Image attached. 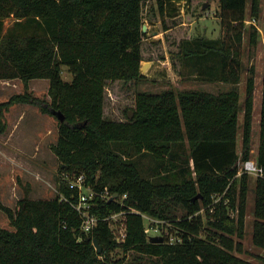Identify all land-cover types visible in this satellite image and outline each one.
Returning <instances> with one entry per match:
<instances>
[{
    "label": "trees",
    "instance_id": "16d2710c",
    "mask_svg": "<svg viewBox=\"0 0 264 264\" xmlns=\"http://www.w3.org/2000/svg\"><path fill=\"white\" fill-rule=\"evenodd\" d=\"M156 1L164 11L168 0ZM218 1L224 35L183 40L180 55L205 79L233 87L139 91L132 118L115 120L104 112L107 82L144 77L143 0H0V79L24 85L0 102V130L4 112L16 103L61 112L51 149L61 172L85 175L97 217L91 231L82 230L79 190L65 180L52 198L23 197L15 210L0 202L14 226L0 225V264H125L127 254L129 264H262L236 253L243 250L236 237L245 235L251 180L250 172L239 173V163L251 158L256 90L251 66L241 101V46L247 16H260L262 0ZM249 24L255 46L258 28ZM64 66L71 80L63 77ZM34 78L49 80L50 100L29 91ZM260 125L256 162L263 175L256 177L253 242L264 249V72ZM146 156L152 165H143ZM105 190L116 197L102 198ZM118 213L125 225L120 240L110 223ZM143 214L171 222L174 242L169 232L152 241ZM117 249L124 257L113 254Z\"/></svg>",
    "mask_w": 264,
    "mask_h": 264
},
{
    "label": "rangeland",
    "instance_id": "374dc122",
    "mask_svg": "<svg viewBox=\"0 0 264 264\" xmlns=\"http://www.w3.org/2000/svg\"><path fill=\"white\" fill-rule=\"evenodd\" d=\"M164 11L156 0H143L144 33L142 41L143 60L141 71L144 77L124 81L109 80L105 89V115L115 120H126L131 107L135 105L139 91H161L166 88L186 89L200 88L213 92L225 91L233 87L232 83L210 81L205 79L193 67L183 65L181 44L183 40L196 37L218 38L224 35L221 18L218 15V0H168ZM250 12V6L247 13ZM14 21V16L5 20L7 28ZM256 24L259 32L257 45L249 43L250 24ZM247 27L244 29L242 43L243 71L238 90L243 102L246 93V82L250 75L249 68H255L256 90L254 96V118L251 158L256 162L260 143L262 79L264 72V0L260 16L256 19L247 16ZM63 77L72 79L67 66L63 67ZM21 79H0V102L13 94L23 92ZM29 91L43 100H50L49 80L34 78L29 82ZM243 112L240 113V122ZM3 130H0V202L13 210L19 199L52 198L63 179L60 161L51 149L59 136V119L56 114L43 111L32 103H16L4 112ZM242 130L239 128L238 150H242ZM143 165H152L149 156L142 159ZM244 163L241 162V167ZM241 170V168H240ZM257 175L251 172L246 204L245 235L236 239L243 244L242 251L236 253L256 263L264 264V249L253 242L255 187ZM181 213V212H180ZM205 215V212L202 211ZM145 224H149V220ZM165 223L164 231L176 237V228L171 222ZM110 223L117 238H123L125 231L124 214L118 213L110 218ZM154 224V223H152ZM0 225L14 229L8 214L0 208ZM161 228V225H160ZM151 233L156 231L152 230ZM149 232V233H150ZM113 254L124 257V252L117 249ZM130 254L126 255L125 264H129Z\"/></svg>",
    "mask_w": 264,
    "mask_h": 264
},
{
    "label": "built area",
    "instance_id": "2783aa9c",
    "mask_svg": "<svg viewBox=\"0 0 264 264\" xmlns=\"http://www.w3.org/2000/svg\"><path fill=\"white\" fill-rule=\"evenodd\" d=\"M243 163L244 164L242 165V167H241V162L239 163V168H241V170H239V173L243 171H247L250 173L253 172L257 176L263 175V169L257 164V162L249 159L244 161ZM63 179L70 185V187L78 188L79 201L75 205V207L83 217L82 230H84L85 232L91 231L97 222V217L94 214L90 213V206H91L90 199H92L95 194L93 188L86 183V177L84 174L72 176L65 172L63 173ZM101 197L107 199V198H111L112 196L110 195L109 190H105L101 194ZM114 215H112L111 217H113ZM143 216L144 219H146L147 221L149 220V224L148 225L146 224L147 232L149 233L151 229L156 231L155 233L150 232L149 234L155 236V235H162L163 232L166 234L168 233L164 230H161L158 224L162 222H160L158 219L148 214H143ZM152 223H156L157 225H153ZM124 234L125 233H123V236ZM174 240L175 238L173 236H170V241L174 242Z\"/></svg>",
    "mask_w": 264,
    "mask_h": 264
},
{
    "label": "water",
    "instance_id": "95a60500",
    "mask_svg": "<svg viewBox=\"0 0 264 264\" xmlns=\"http://www.w3.org/2000/svg\"><path fill=\"white\" fill-rule=\"evenodd\" d=\"M143 30H144V27H143ZM142 69H143V67H142ZM133 113H134L133 110L129 111V117H130V118H132ZM55 114H57L58 118H59L61 121L64 120V115H63L61 112L57 111V112H55ZM198 196H199V195L195 196V198L198 197ZM115 197H116V195L112 196L110 199H114ZM88 239H89V238H88ZM151 240H152V241H163L164 238H163L162 235H155V236H152V237H151ZM93 243H94V246L96 247L97 252L100 253V252L102 251V245H101L97 240H93Z\"/></svg>",
    "mask_w": 264,
    "mask_h": 264
}]
</instances>
